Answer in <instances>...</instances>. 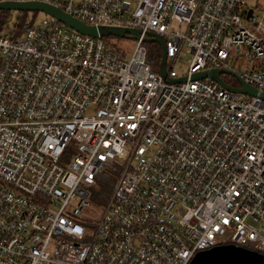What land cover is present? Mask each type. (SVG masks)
Segmentation results:
<instances>
[{
    "label": "built area",
    "instance_id": "2783aa9c",
    "mask_svg": "<svg viewBox=\"0 0 264 264\" xmlns=\"http://www.w3.org/2000/svg\"><path fill=\"white\" fill-rule=\"evenodd\" d=\"M40 1L142 33L130 54L47 13L0 34V264H190L226 243L264 254V96L231 89L230 73L192 78L226 69L264 93L249 0ZM148 32L165 40L167 77Z\"/></svg>",
    "mask_w": 264,
    "mask_h": 264
},
{
    "label": "water",
    "instance_id": "95a60500",
    "mask_svg": "<svg viewBox=\"0 0 264 264\" xmlns=\"http://www.w3.org/2000/svg\"><path fill=\"white\" fill-rule=\"evenodd\" d=\"M0 10H11V11H38L50 14L56 17L58 20L66 24L67 26L81 32L94 36L96 38H103L104 36H120V37H130L138 39L141 36V29L136 28H124V27H114V26H96L90 25L82 20L76 18L75 16L63 11L55 5L49 4L40 0L31 1H3L0 2ZM252 10L248 12V18L253 17ZM147 35L155 36V39L160 43L162 47V64L160 72L162 76L167 77L166 70V60L167 51L165 40L156 33L148 32ZM145 37V41L147 40ZM230 73L235 75L242 84V87L231 88L235 91L250 94V95H263L257 88L244 82L239 76L233 72L226 69H210L202 72H197L192 75L193 79L201 78H211L226 86L221 74ZM186 77L174 79V81H185ZM190 264H264V254L258 251L249 249L247 247L236 245L233 243H226L214 246L209 249L199 251L191 260Z\"/></svg>",
    "mask_w": 264,
    "mask_h": 264
},
{
    "label": "trees",
    "instance_id": "16d2710c",
    "mask_svg": "<svg viewBox=\"0 0 264 264\" xmlns=\"http://www.w3.org/2000/svg\"><path fill=\"white\" fill-rule=\"evenodd\" d=\"M30 13L32 12L18 11L16 20L13 22V24H10L12 11L0 10V34L4 32H10L14 35H20L25 32L36 21V15L38 11H34L32 15H30ZM109 37L110 35H108L107 37L104 36L103 39L111 45L112 43L109 41ZM147 38L148 39L145 41L148 49L147 61L153 67V69L160 71L163 56L162 47L160 43L155 39V36L147 35ZM114 46L116 50L121 51L118 46ZM223 78L232 79L234 82H236L233 77L227 75H224Z\"/></svg>",
    "mask_w": 264,
    "mask_h": 264
},
{
    "label": "rangeland",
    "instance_id": "374dc122",
    "mask_svg": "<svg viewBox=\"0 0 264 264\" xmlns=\"http://www.w3.org/2000/svg\"><path fill=\"white\" fill-rule=\"evenodd\" d=\"M247 7L254 9L255 15L258 17L259 20L264 18V0H249V4L247 5ZM31 12L32 13H30V15H32L34 11H31ZM17 13L18 11H12V17H11L10 24H13V22L16 20ZM44 18H45V13L38 12L36 15V22L41 21ZM109 41L113 44V45L111 44L112 46L114 45L118 46L121 51L123 52L125 51L127 54H130L133 51L134 46H135V39L130 38V37H120V36L114 35V36L109 37ZM1 61H2V57L0 56V64H1ZM239 65H240V61L237 63V66ZM226 75L229 76L228 74ZM226 80H229V79H226ZM234 83L238 84L237 81ZM103 179H104L103 184L106 183L111 187L114 186V184L116 183V179L112 177L106 176ZM102 192H104V190H102Z\"/></svg>",
    "mask_w": 264,
    "mask_h": 264
},
{
    "label": "snow or ice",
    "instance_id": "6c2138e0",
    "mask_svg": "<svg viewBox=\"0 0 264 264\" xmlns=\"http://www.w3.org/2000/svg\"><path fill=\"white\" fill-rule=\"evenodd\" d=\"M132 127H135V125H133Z\"/></svg>",
    "mask_w": 264,
    "mask_h": 264
}]
</instances>
